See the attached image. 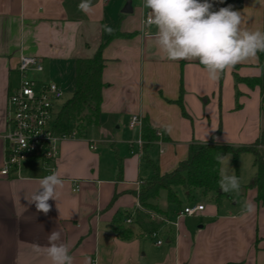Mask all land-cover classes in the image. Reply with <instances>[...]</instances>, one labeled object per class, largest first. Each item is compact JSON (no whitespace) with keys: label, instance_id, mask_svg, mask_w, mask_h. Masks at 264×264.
<instances>
[{"label":"crops","instance_id":"1","mask_svg":"<svg viewBox=\"0 0 264 264\" xmlns=\"http://www.w3.org/2000/svg\"><path fill=\"white\" fill-rule=\"evenodd\" d=\"M214 1L238 3L241 27L264 31V0ZM83 2L0 0V169L9 96L21 81V54L43 60V70L32 77L73 93L76 60L92 57L106 42L100 122L89 125L83 136L63 139L54 161L35 158L20 175L0 173V264H52L47 255L52 231L60 233L57 243L68 246L73 264L93 259L98 264H264V202H257L256 188L240 187L238 199L199 201L205 209L182 218L178 230L167 227L170 238L161 245L146 234L122 240L110 229L115 218L125 221L126 212L134 220L142 182L157 170H173L188 156L190 143L255 142L264 128V53L211 81L198 61L170 60L159 50L155 27L143 23L150 11L144 0H88V11L80 8ZM114 32L126 36L110 39ZM133 115L141 123L132 128ZM144 119L161 136L147 141ZM52 173L64 181L58 188L59 209L57 201L49 200L51 210L37 212L28 199L40 179ZM180 194L186 197L182 189ZM246 201L255 205L254 214L244 213ZM161 207L169 208L171 217L178 209L168 203Z\"/></svg>","mask_w":264,"mask_h":264},{"label":"trees","instance_id":"2","mask_svg":"<svg viewBox=\"0 0 264 264\" xmlns=\"http://www.w3.org/2000/svg\"><path fill=\"white\" fill-rule=\"evenodd\" d=\"M237 7L238 3H235L232 8L236 10ZM212 10L216 11L219 8L213 5ZM116 36H126V34L114 32L109 38L112 39ZM105 45L106 42H102L92 57H81L76 60L75 87L72 95L61 104L58 110L53 126L56 134L71 135L76 132V136H83L89 125L100 122L102 91L105 87L102 76L106 63L103 55ZM235 79L239 81L241 77L235 73ZM178 101L183 113L188 115L182 99L180 98ZM142 133L147 141L158 137L156 130L152 128L147 119L142 122ZM263 145L264 128L255 142L248 145L219 144L213 140H208L207 143L206 141L190 143L188 156L181 160L173 170L165 173L157 170L152 177L142 182L138 193L142 207L136 209L133 222L127 224L121 216L115 218L110 223L111 231L122 240H131L157 229L161 222L152 220L150 212H159L167 216L171 214L172 211L169 208L164 209L160 205L163 196L167 203L175 205L177 210L184 207L180 194L181 189L185 192L189 203L196 202L194 195L196 191H200L203 196L217 203L225 198H232L231 194H226L219 188L221 161L216 159L218 154H231L232 164L236 169L239 167L240 156L243 152L253 154L255 173L245 187L247 189L256 188L257 202H264ZM119 168H122L121 162ZM123 215L129 216L130 213L126 212ZM226 264L245 263L227 262Z\"/></svg>","mask_w":264,"mask_h":264},{"label":"clouds","instance_id":"3","mask_svg":"<svg viewBox=\"0 0 264 264\" xmlns=\"http://www.w3.org/2000/svg\"><path fill=\"white\" fill-rule=\"evenodd\" d=\"M144 6L150 10L145 24L155 27V44L165 57L198 61L211 81H217L228 68L264 53V31L243 29L241 12L231 5L214 11L209 0H144ZM80 8L90 10L88 0ZM216 159L229 164L231 156L218 154ZM63 184L56 173L41 178L28 203L34 204L37 212L47 214L52 207L49 200L57 201L58 208V188ZM218 184L226 194L240 188L239 177L234 170L229 174L227 168L222 169ZM255 210L253 203L245 202L244 213L254 214ZM48 240L47 255L52 264H73L68 246L57 243L59 232L52 231Z\"/></svg>","mask_w":264,"mask_h":264},{"label":"built area","instance_id":"4","mask_svg":"<svg viewBox=\"0 0 264 264\" xmlns=\"http://www.w3.org/2000/svg\"><path fill=\"white\" fill-rule=\"evenodd\" d=\"M149 11L143 18L147 19ZM43 60L39 56L21 54L18 69L21 73V81L18 88L9 96V131L6 135V153L3 166L0 169L2 175H20L26 162L38 158L44 161H54L59 153V143L68 137H75L73 134H56L54 122L60 109V102L64 96V89L54 81H40L32 77V74L42 71ZM141 123L138 115L130 119V127ZM158 136L161 132L157 131ZM142 149L144 141L138 140ZM96 148L95 145H91ZM163 151V149H161ZM79 189V184L74 190ZM137 208H141L140 201ZM205 209L203 202H194L180 208L174 215H164L159 212H150L152 220H159L161 225L157 229L146 233L156 245H161L166 239V228L172 226L179 229L181 219L186 216L196 215ZM126 223L133 222V216L125 218ZM170 238L169 236H167ZM91 264H98L93 259Z\"/></svg>","mask_w":264,"mask_h":264},{"label":"rangeland","instance_id":"5","mask_svg":"<svg viewBox=\"0 0 264 264\" xmlns=\"http://www.w3.org/2000/svg\"><path fill=\"white\" fill-rule=\"evenodd\" d=\"M213 1L209 0L210 3H212L213 5H215L218 8L229 6V4H226V3L225 4H216V2L215 1L213 2ZM71 95H72L71 90L66 89L64 92L63 99L59 104L61 105ZM262 149H264V148L262 147ZM229 155L231 156V154H229ZM231 158H232V156H231ZM253 159H254V156L252 153L244 152L241 155V160L239 161L240 164H239L238 169H236L233 166L232 159H230L229 164L227 163V161H223L222 169L227 168L229 174H231L232 171L234 170L235 174L239 177L240 187H245V185L249 184V182L252 180V178H251L252 173H255V167L253 165ZM194 195H195L196 202H198V201H205L206 203L212 202V200H209L207 197L203 196L202 193H200V191H196L194 193ZM231 195H233L235 199H238V191H233L231 193ZM182 201H183V203H182L183 205H185L186 202H189L187 197H184V198L182 197ZM160 203H161V206H163V207L166 206L167 201H166L164 196L161 198Z\"/></svg>","mask_w":264,"mask_h":264},{"label":"water","instance_id":"6","mask_svg":"<svg viewBox=\"0 0 264 264\" xmlns=\"http://www.w3.org/2000/svg\"><path fill=\"white\" fill-rule=\"evenodd\" d=\"M129 6L131 7V4L130 3H127L126 5H125V10L124 11H128V8H129Z\"/></svg>","mask_w":264,"mask_h":264}]
</instances>
